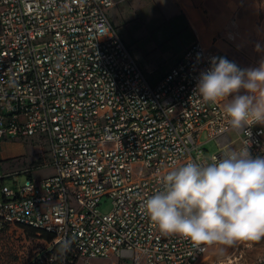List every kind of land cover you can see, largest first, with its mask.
Instances as JSON below:
<instances>
[{"label":"built area","instance_id":"2783aa9c","mask_svg":"<svg viewBox=\"0 0 264 264\" xmlns=\"http://www.w3.org/2000/svg\"><path fill=\"white\" fill-rule=\"evenodd\" d=\"M115 2L0 0V142L37 136L50 150L48 162L22 169L18 188L0 173V232L14 234L22 264H195L210 246L163 234L146 200L188 162L245 146L264 156V125L234 130L224 104L196 92L212 57L244 67L194 40L151 82L107 15ZM50 164L53 173L33 176Z\"/></svg>","mask_w":264,"mask_h":264},{"label":"clouds","instance_id":"9594fccd","mask_svg":"<svg viewBox=\"0 0 264 264\" xmlns=\"http://www.w3.org/2000/svg\"><path fill=\"white\" fill-rule=\"evenodd\" d=\"M210 65L196 85L203 100L226 102L223 110L234 130L264 125V60L242 69L212 57ZM212 160L169 171L163 191L145 202L150 220L163 234L179 235L197 248L264 239V156L252 157L245 146ZM224 252L225 247L218 249L219 255Z\"/></svg>","mask_w":264,"mask_h":264},{"label":"rangeland","instance_id":"374dc122","mask_svg":"<svg viewBox=\"0 0 264 264\" xmlns=\"http://www.w3.org/2000/svg\"><path fill=\"white\" fill-rule=\"evenodd\" d=\"M133 12L131 10L130 13H123V18L117 16L119 33L130 46L138 62L148 63L158 69L166 67L172 62L174 52L179 49L187 37L182 23L177 20L174 23L169 19L165 21L160 17ZM146 74L151 81L158 76L148 72ZM229 133L233 134V131ZM200 138L202 140L206 138L205 132L201 133ZM203 147L207 153H211L216 150L217 144L214 139H209L203 143ZM49 154V145L42 137L26 136L3 140L0 143V156H3L0 158V173L8 174L1 179V182L12 188H18L26 177L22 169L37 163L48 162ZM53 171L54 166L51 164L32 170L36 178L49 175ZM99 208L107 211L110 209V201H102ZM14 239V234H12L9 240L14 243ZM35 243L33 239L26 243V257L29 256L31 246ZM220 247H225L223 256L218 253ZM112 258L115 257L112 256ZM105 260L107 259H93L96 264ZM22 261H24L22 257L11 254L5 264H22ZM121 264L131 263L122 262ZM195 264H264V239L259 242H238L231 247L211 245Z\"/></svg>","mask_w":264,"mask_h":264},{"label":"crops","instance_id":"0c3cea01","mask_svg":"<svg viewBox=\"0 0 264 264\" xmlns=\"http://www.w3.org/2000/svg\"><path fill=\"white\" fill-rule=\"evenodd\" d=\"M131 10L180 21L187 33L166 67L158 69L138 62L146 72L158 75L154 81L147 76L151 82L159 80L194 40L206 46L214 44L244 68L258 67L264 60V0H116L106 12L117 28V16L123 18V13Z\"/></svg>","mask_w":264,"mask_h":264},{"label":"trees","instance_id":"16d2710c","mask_svg":"<svg viewBox=\"0 0 264 264\" xmlns=\"http://www.w3.org/2000/svg\"><path fill=\"white\" fill-rule=\"evenodd\" d=\"M26 235L30 237L34 234L33 228H26ZM29 235V236H28ZM11 234H3L0 232V264H5L9 259V255L16 254L14 250V245L9 240ZM19 257V256H18Z\"/></svg>","mask_w":264,"mask_h":264}]
</instances>
